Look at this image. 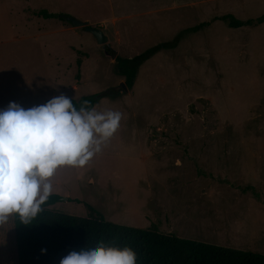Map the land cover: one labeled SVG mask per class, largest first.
<instances>
[{
    "label": "rangeland",
    "instance_id": "rangeland-1",
    "mask_svg": "<svg viewBox=\"0 0 264 264\" xmlns=\"http://www.w3.org/2000/svg\"><path fill=\"white\" fill-rule=\"evenodd\" d=\"M262 15L264 0H0V107L95 94L121 113L84 166L56 171L53 206L264 253ZM11 245L8 221L0 264Z\"/></svg>",
    "mask_w": 264,
    "mask_h": 264
},
{
    "label": "clouds",
    "instance_id": "clouds-1",
    "mask_svg": "<svg viewBox=\"0 0 264 264\" xmlns=\"http://www.w3.org/2000/svg\"><path fill=\"white\" fill-rule=\"evenodd\" d=\"M71 97L54 96L29 108L0 107V226L17 216L30 224L53 193L60 167L84 166L117 130L121 113L97 110ZM43 251V250H42ZM130 246L95 242L67 252L59 264H136Z\"/></svg>",
    "mask_w": 264,
    "mask_h": 264
},
{
    "label": "trees",
    "instance_id": "trees-1",
    "mask_svg": "<svg viewBox=\"0 0 264 264\" xmlns=\"http://www.w3.org/2000/svg\"><path fill=\"white\" fill-rule=\"evenodd\" d=\"M38 14L48 16L45 10ZM219 19L227 21L231 27L253 23L252 20H235L228 14ZM255 21H264V15ZM117 59L125 84L131 86L135 64L123 68L132 61ZM95 99L96 95L91 94L72 101L77 108L85 100L89 102L88 107H93ZM58 200L57 194H51L42 206L44 210L30 224L21 223L17 216L10 217L9 264H59L68 251L98 241L132 247L137 254L136 264H264L261 252L180 237L161 231L154 224L137 227L112 222L90 206L84 215L70 213L53 206Z\"/></svg>",
    "mask_w": 264,
    "mask_h": 264
},
{
    "label": "water",
    "instance_id": "water-1",
    "mask_svg": "<svg viewBox=\"0 0 264 264\" xmlns=\"http://www.w3.org/2000/svg\"><path fill=\"white\" fill-rule=\"evenodd\" d=\"M67 20L75 27H83L85 31L90 32L97 40L98 43H104L107 41V36L100 28L91 26L87 20H80L75 17H67ZM124 87V84H122Z\"/></svg>",
    "mask_w": 264,
    "mask_h": 264
}]
</instances>
